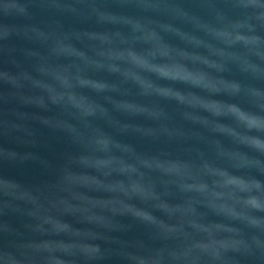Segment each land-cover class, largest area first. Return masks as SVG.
<instances>
[{
	"label": "water",
	"instance_id": "water-1",
	"mask_svg": "<svg viewBox=\"0 0 264 264\" xmlns=\"http://www.w3.org/2000/svg\"><path fill=\"white\" fill-rule=\"evenodd\" d=\"M4 249L264 264V0H0Z\"/></svg>",
	"mask_w": 264,
	"mask_h": 264
},
{
	"label": "clouds",
	"instance_id": "clouds-1",
	"mask_svg": "<svg viewBox=\"0 0 264 264\" xmlns=\"http://www.w3.org/2000/svg\"><path fill=\"white\" fill-rule=\"evenodd\" d=\"M254 7V6H249ZM5 11L15 9L21 13L25 11L23 7H17L15 4H5ZM10 33L8 32L7 36ZM15 77L9 76V80H13ZM9 80H6L4 83L8 84L11 87H14V84H10ZM49 105L56 107V102L50 99L43 100L41 107L48 108ZM148 191L147 181L143 176L134 174L132 181L129 184L128 190L124 192V196L127 199L126 207L128 209V215H131L134 219L139 221H145L147 219V213L139 214L137 211V201L143 200L145 198V193ZM154 227V226H153ZM169 257L173 260L178 257L173 253L169 252ZM0 256L4 259V264H20L19 256L16 252L4 249L0 251ZM129 264H164V253L162 250L157 249L149 255L143 254V252L135 253H126L125 254ZM155 257L153 259L152 257ZM209 259H215V257H210Z\"/></svg>",
	"mask_w": 264,
	"mask_h": 264
}]
</instances>
